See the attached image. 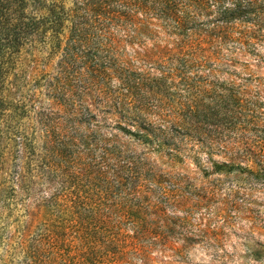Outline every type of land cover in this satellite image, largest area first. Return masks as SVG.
Here are the masks:
<instances>
[{"label": "trees", "instance_id": "obj_1", "mask_svg": "<svg viewBox=\"0 0 264 264\" xmlns=\"http://www.w3.org/2000/svg\"><path fill=\"white\" fill-rule=\"evenodd\" d=\"M32 2L39 10L29 11ZM47 33L40 41L60 60L44 86L62 113L38 111L46 131L43 172L54 190L39 208L59 234L52 251L40 241L30 247L28 264L144 262L158 222L190 203L180 187L143 175V159L114 132L175 161H206L215 173L261 172L256 180L264 181V138L251 145L245 136L264 98L248 90L251 77L220 78L244 59H264V0H0V117L11 59ZM148 43L152 56L139 51ZM54 116L58 134L49 123ZM17 136L23 151L28 137L16 131L8 138ZM215 151L226 160L215 161ZM23 178L18 173L17 181Z\"/></svg>", "mask_w": 264, "mask_h": 264}, {"label": "rangeland", "instance_id": "obj_2", "mask_svg": "<svg viewBox=\"0 0 264 264\" xmlns=\"http://www.w3.org/2000/svg\"><path fill=\"white\" fill-rule=\"evenodd\" d=\"M39 7L32 2L29 11L39 10ZM49 35L32 39L11 59V67L1 85L7 106L0 117V264H28V260L32 261L30 247L40 241L48 247V252L52 251L51 239L59 234L58 228L51 226V221L42 216L39 208L54 190L46 186L49 174L43 172L44 163L48 161L44 150L46 131L40 124L38 111L62 113L61 107L46 96L44 86L45 79L57 75L60 60L56 49L49 54L48 44L40 41L48 40ZM260 50L264 57V46ZM139 51L152 56L155 47L148 43ZM253 58L242 60L229 68L228 73L220 74V78L239 83L251 77L253 81L246 82L248 90L253 96L260 94L264 98V59L254 61ZM244 64L248 68L245 69ZM259 112L260 120L251 119L245 135L251 145L258 139L256 136L264 138V103ZM59 122L58 116L49 121L57 134ZM16 131L28 137L23 151L22 139H18L21 135L17 139L8 138ZM114 133L143 159V175L163 181V186L171 190L180 187L190 202L179 209H169L166 223L158 222L160 225L155 231L158 239L149 257L144 262L132 258V264H264V181L256 180L263 178V173L243 169L236 173H215L209 162L197 166L188 158L175 161L164 152L150 151L149 147L131 141L119 131ZM214 160L224 162L226 159L223 153L215 151ZM247 163L243 165L251 169ZM18 173L24 175L21 182L17 181ZM149 187L155 186L151 183ZM75 190L76 195L84 196L80 189ZM238 193V197L233 198ZM198 200L200 206L192 209L193 202ZM235 204L239 205L238 210L233 208ZM55 224L60 226L59 222ZM125 228L133 234L129 226ZM62 230L64 237L74 240V235H69L71 229ZM72 244L76 246V241Z\"/></svg>", "mask_w": 264, "mask_h": 264}]
</instances>
